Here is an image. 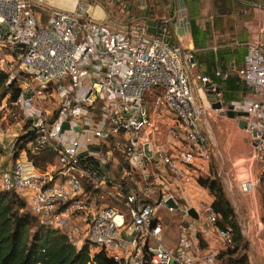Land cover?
<instances>
[{"label":"built area","instance_id":"obj_1","mask_svg":"<svg viewBox=\"0 0 264 264\" xmlns=\"http://www.w3.org/2000/svg\"><path fill=\"white\" fill-rule=\"evenodd\" d=\"M151 16L152 11L116 20L76 0L42 20L32 0H0V72L5 75L0 135L9 155L15 154L0 170V190L21 196L40 224L68 230L75 249L86 243L90 253L102 249L122 264H214L218 250L231 243L230 229L216 225L218 215L208 202L184 204L177 190L185 191L193 176L207 174L205 114L212 109L203 83L222 100L203 75L195 76L202 84L192 92L186 76L190 55L170 42L169 16ZM148 20L153 34L147 32ZM260 32L249 33L242 66L235 70L244 91L229 105L244 113L233 119L243 120L251 158L264 179ZM11 86L18 94L8 104ZM7 115L28 122L33 133L20 148L18 135L8 134ZM64 122L67 127L61 128ZM44 153L51 160L42 166L28 158ZM255 184L245 176L236 187L247 195ZM160 212L179 215L171 247L161 241Z\"/></svg>","mask_w":264,"mask_h":264},{"label":"trees","instance_id":"obj_2","mask_svg":"<svg viewBox=\"0 0 264 264\" xmlns=\"http://www.w3.org/2000/svg\"><path fill=\"white\" fill-rule=\"evenodd\" d=\"M143 1L147 2L148 0ZM250 1L247 0V2ZM159 2L165 5V13L171 16L173 8L170 0H159ZM190 2L197 4L200 0H190ZM228 2H235L236 4V0H228ZM37 11L39 12V10ZM150 11L148 8L141 9L137 12V15L146 16ZM193 29L192 18V41L194 45L200 44L202 38H197ZM246 41L247 38L244 42V54ZM190 58L195 63L194 69L200 71L204 77L215 84L223 106L240 100L242 94L241 84L238 78L233 77L234 67H229V62L221 53L190 54ZM201 66L203 69H201ZM215 71H219L221 75L216 76ZM223 74H225L224 78L222 77ZM4 78V73L0 72V88ZM199 83L202 84L200 81ZM7 93L6 103L9 104L15 100L18 89L11 86ZM10 121L13 122L14 120ZM27 125L28 122H25L22 127V130H26V133L16 137L17 148L33 138V133L26 129ZM14 156L15 154L12 158ZM48 156L46 159L50 160V154ZM197 183L211 196L209 205L212 211L218 215L216 225L220 228L227 227L231 232V243L218 250L214 263L217 260L218 264H249L247 256L240 250L242 235L233 209L224 195L220 182L218 179L207 175L197 178ZM261 205L264 212V193L261 196ZM198 243L201 249L205 248V244L201 240H198ZM0 264L122 263L114 261L102 249L90 253L89 246L86 243L82 244L79 249H75L68 240V230H58L40 224L38 218L30 212L21 196L12 191L0 190Z\"/></svg>","mask_w":264,"mask_h":264},{"label":"rangeland","instance_id":"obj_3","mask_svg":"<svg viewBox=\"0 0 264 264\" xmlns=\"http://www.w3.org/2000/svg\"><path fill=\"white\" fill-rule=\"evenodd\" d=\"M57 4L62 2L61 7L68 8L74 5L76 0H55ZM85 2L90 6L100 7L107 15L116 20L123 17L137 16L141 9H150L153 16H167L165 5L159 0H77ZM130 1V2H129ZM34 8L39 10L41 19L44 20L48 13L54 9L48 0L37 2L32 0ZM67 5V6H66ZM94 14L100 16V12L94 9ZM186 76L192 92L199 86V79L195 78L196 73L192 68H186ZM0 91V103H2ZM226 106H223L225 108ZM5 110L0 111V116ZM6 123L10 125V117L6 116ZM206 132L210 143V159L207 164V174L193 176V180L187 182L185 191L177 194L184 204L195 205L197 202H210L209 193L197 183V178L212 176L220 182L224 195L230 203L235 219L242 235L240 250L247 256L249 264H264V212L262 211L261 196L264 193V179L262 168L255 158H251V146L246 133L240 129L235 120L226 116H220L216 111L207 110L205 114ZM23 127V126H22ZM21 127V128H22ZM20 135V132L18 133ZM6 155L0 151V157ZM33 163L42 166L46 156L43 154H29ZM10 164L12 157H9ZM2 164V163H1ZM244 176L251 177L255 182V189L251 194H240L237 190V180ZM111 206L123 209L114 202L105 199L100 201ZM161 241L168 246H173L178 229L179 215L177 213L160 212ZM214 264H218V261Z\"/></svg>","mask_w":264,"mask_h":264},{"label":"crops","instance_id":"obj_4","mask_svg":"<svg viewBox=\"0 0 264 264\" xmlns=\"http://www.w3.org/2000/svg\"><path fill=\"white\" fill-rule=\"evenodd\" d=\"M35 1L40 2V0ZM48 2L54 9H65L61 7L63 1L59 4L55 0H48ZM170 2L173 8L172 15H167L170 19V42L178 45L184 55L219 52L229 62V67H234L232 73L235 75V70L242 66L244 42L251 30H261L259 37L264 46V0L250 2L236 0V4L229 3L228 0H200L197 4L190 0H170ZM253 2L259 3L261 8H254ZM98 17L101 18V15ZM192 18L196 37L202 38V42L197 45H194L192 41ZM190 63L192 66L189 68L194 69L195 63L191 58ZM201 69H203L202 66ZM194 71L196 75H202L200 71L195 69ZM24 123V121H10L7 127L8 134L17 136ZM5 142V137L0 135V151L5 153L7 160L6 162L2 160L5 156L0 157V170L10 165V155L5 148ZM43 155L46 158L49 157L46 153ZM47 161L46 159L43 163Z\"/></svg>","mask_w":264,"mask_h":264},{"label":"water","instance_id":"obj_5","mask_svg":"<svg viewBox=\"0 0 264 264\" xmlns=\"http://www.w3.org/2000/svg\"><path fill=\"white\" fill-rule=\"evenodd\" d=\"M146 25H147V32L150 33V34H153L154 33V27H153L154 23H153V21L148 20L146 22ZM233 77L237 78L236 75H233ZM203 88H204V90L206 92L205 94H206L207 101L209 102L210 108L212 110H215L218 115L226 116L228 118L233 119L234 116H241V115L244 114L243 112H234L231 109V105H227L226 108H223L221 102L219 100H217L215 96H212V94L210 93L211 86L208 84V82H204L203 83ZM216 91H218V90L216 89ZM243 91H244V87L242 86V94H243ZM237 126L240 129H242L244 127L243 120H238L237 121ZM66 127H67V124L64 122L61 125V128H66ZM167 205H171V202L168 201ZM187 213L189 214V216L196 218V214H195V212H194V210L192 208H189L187 210Z\"/></svg>","mask_w":264,"mask_h":264}]
</instances>
